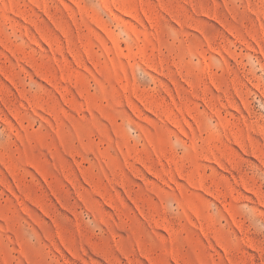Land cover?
Here are the masks:
<instances>
[{
    "label": "rangeland",
    "instance_id": "obj_1",
    "mask_svg": "<svg viewBox=\"0 0 264 264\" xmlns=\"http://www.w3.org/2000/svg\"><path fill=\"white\" fill-rule=\"evenodd\" d=\"M0 264H264V0H0Z\"/></svg>",
    "mask_w": 264,
    "mask_h": 264
}]
</instances>
